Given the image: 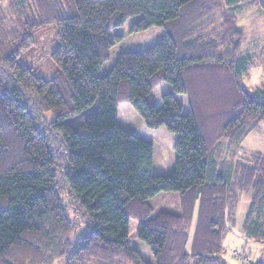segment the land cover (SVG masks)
Wrapping results in <instances>:
<instances>
[{"label": "trees", "instance_id": "16d2710c", "mask_svg": "<svg viewBox=\"0 0 264 264\" xmlns=\"http://www.w3.org/2000/svg\"><path fill=\"white\" fill-rule=\"evenodd\" d=\"M2 1L0 264H149L128 245L130 218L155 264H226L222 236L243 191L242 231L264 243V220H252L264 206V153L251 151L233 173L217 163L221 140L264 122V83L242 82L249 60L235 14L219 36L212 28L222 2L249 1L264 14V0H31V16L14 0L4 14ZM135 16L130 33L159 26L160 39L120 52L99 75L122 39L111 29ZM46 29L56 40L49 78L20 61ZM160 81L172 91L156 105ZM175 94L186 95L187 112ZM119 103L177 134L169 174L153 173L152 141L120 125ZM164 191L178 193L179 211L150 217L148 199Z\"/></svg>", "mask_w": 264, "mask_h": 264}, {"label": "rangeland", "instance_id": "374dc122", "mask_svg": "<svg viewBox=\"0 0 264 264\" xmlns=\"http://www.w3.org/2000/svg\"><path fill=\"white\" fill-rule=\"evenodd\" d=\"M12 0H3L2 8L4 14L8 12V5ZM16 6L20 7L24 16L33 14L31 0H14ZM223 10L216 12L213 18L212 28L216 33H221V25L228 16L232 18L235 14L237 27L242 31L243 41L241 44L242 55L248 58L242 82L249 88H257L264 83V14L252 2L241 1L234 8L232 5H225L222 2ZM225 5V6H224ZM137 17H131L126 22L111 29L112 36L122 35V39L115 43L109 51V57L104 61L98 74L104 75L113 65L116 57L123 51H142L160 39L163 29L159 26H151L146 30L130 33L129 29ZM221 35V34H220ZM33 46L24 52L20 61L31 67L36 74L49 78L55 72V66L50 59V53L56 46L53 29H46L36 33L33 37ZM172 91V87L165 81H160L153 89L156 105H161V95L164 92ZM182 103L183 112H187V98L185 94H175ZM118 121L126 130L134 132L137 136L152 141V171L154 174H169L174 167L176 152L173 143L176 133L160 126L157 129L148 128L143 119L136 113L128 103L118 104ZM45 119L51 118V113L44 114ZM251 151L264 153V122L256 132H252L244 138L234 141L221 140L217 151V163L222 169L233 173L238 161L248 162L253 158ZM251 198L250 191H243L239 194L235 209L232 207L228 227L222 236L221 258L226 264H254L258 260H264V243L254 242L242 231L246 211ZM152 207L150 217L158 212L167 210L178 212V193L164 191L148 199ZM252 220H264V206L252 217ZM138 221L134 218L128 220V245L136 248L142 258L149 264H155L153 255L145 242L137 236Z\"/></svg>", "mask_w": 264, "mask_h": 264}, {"label": "crops", "instance_id": "0c3cea01", "mask_svg": "<svg viewBox=\"0 0 264 264\" xmlns=\"http://www.w3.org/2000/svg\"><path fill=\"white\" fill-rule=\"evenodd\" d=\"M183 106V105H182ZM119 115V114H118ZM134 133V132H133ZM179 208V207H178ZM179 211V210H178Z\"/></svg>", "mask_w": 264, "mask_h": 264}]
</instances>
